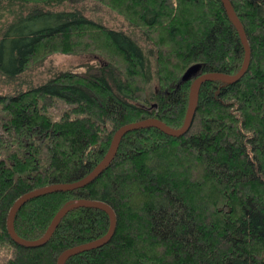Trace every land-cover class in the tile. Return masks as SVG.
Returning a JSON list of instances; mask_svg holds the SVG:
<instances>
[{
  "label": "trees",
  "instance_id": "16d2710c",
  "mask_svg": "<svg viewBox=\"0 0 264 264\" xmlns=\"http://www.w3.org/2000/svg\"><path fill=\"white\" fill-rule=\"evenodd\" d=\"M86 1L140 32L155 56L154 75L139 42L91 19ZM228 1L249 45L246 72L203 82L184 134L129 131L93 181L26 201L13 220L20 238H40L64 206L101 201L115 213L110 240L63 264H264V0ZM3 2L29 6L0 30V74L9 83L52 55L95 58L83 71L0 93V264H57L65 250L104 236L108 213L71 209L45 244L27 247L7 231L14 202L83 178L125 124L182 127L196 76L238 73L245 48L221 0ZM193 65L196 74L182 80Z\"/></svg>",
  "mask_w": 264,
  "mask_h": 264
},
{
  "label": "water",
  "instance_id": "95a60500",
  "mask_svg": "<svg viewBox=\"0 0 264 264\" xmlns=\"http://www.w3.org/2000/svg\"><path fill=\"white\" fill-rule=\"evenodd\" d=\"M221 2L223 4L225 10L229 14L232 23L236 27V29L240 35L241 41H242L244 48H245V57H244V62H243V66H242L241 70L236 74H224V73H219V72H209V73L199 74L198 76H196V78L194 79V81L191 85V88H190L189 103H188V107H187V111H186V115H185V119H184V123H183L182 127L172 128V127L166 125L164 122H162L159 119H144V120H140L138 122L125 124L124 126L119 128L115 132V134L112 138L110 147H109L107 153L105 154V156L102 158V160L83 178H81L75 182H71V183L51 184L49 186L40 187V188L35 189L33 191L27 192V193L23 194L21 197H19L14 202L13 206L10 208L9 213H8V217H7V223H6L8 234L15 243L22 245V246H27V247H37V246H41V245L45 244L49 240L53 230L55 229V227L57 226V224L61 220V218L68 211H70L71 209H74L76 207H79V206L100 207V208L104 209L108 213L109 219H110V225H109L108 232L104 236H102L101 238H98L92 242H88L86 244H82V245H79V246L65 250L58 257L57 264H63L64 260L73 254H76V253H79V252H82L85 250H89L92 248L100 247V246L106 244L110 240V238L113 235L114 230H115V213L108 204L101 202V201H79V202H75L73 204H69L67 206H64L54 216V218H53L52 222L50 223V225L48 226L46 232L37 240L29 241V240H24V239L20 238L15 233V230L13 227V220H14V216H15L17 210L26 201H28L31 198L38 197V196H41V195H44L47 193L73 190L76 188L83 187L86 184H88L89 182L93 181L109 165L110 161L112 160V158L114 157V155L116 153L118 143L120 142L121 138L127 132L135 130V129H139V128H144V127H157L168 135L180 136V135L184 134L189 129L191 122L193 120V116H194V113L196 110V102H197L198 92H199L201 84L205 81H211V80H221L224 82H233V81L238 80L246 72L248 64H249L250 49H249L248 42L246 40L244 29L242 27L241 22L239 21V19L235 15L229 1L228 0H221ZM197 69H198L197 65L190 66L184 72V74L182 76V80H187V79L191 78L192 76H194L197 72Z\"/></svg>",
  "mask_w": 264,
  "mask_h": 264
},
{
  "label": "rangeland",
  "instance_id": "374dc122",
  "mask_svg": "<svg viewBox=\"0 0 264 264\" xmlns=\"http://www.w3.org/2000/svg\"><path fill=\"white\" fill-rule=\"evenodd\" d=\"M83 5L86 7V14L94 21L100 22L111 28L122 30L125 33L129 34L136 41H138L146 55L149 70L151 74L154 75V53H152V51L150 50V44L145 41V39L140 35V32L137 29L132 27V25H130L121 15L111 11L110 9H107L99 3H96L94 1H86L85 3H83ZM28 7L29 6H25L20 9L19 5L9 6L5 2L1 3L0 30L4 28V24L6 22L13 18L14 13H25L27 12ZM12 10L13 13H11ZM94 60L95 58L92 55H52L45 59L41 64L35 65L34 67H32V69H29L26 74H21L22 79L18 80L15 84L14 82L9 83L8 80L0 74V93L12 92L14 91L15 86L25 89L28 85H30H27V81L31 84H39L62 70L72 69L83 71V65L87 62H94Z\"/></svg>",
  "mask_w": 264,
  "mask_h": 264
}]
</instances>
